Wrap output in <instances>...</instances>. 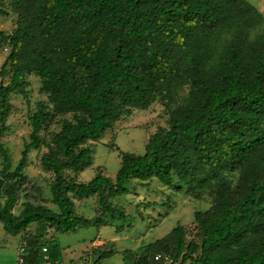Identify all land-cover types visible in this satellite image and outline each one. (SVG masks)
Listing matches in <instances>:
<instances>
[{"label": "trees", "instance_id": "16d2710c", "mask_svg": "<svg viewBox=\"0 0 264 264\" xmlns=\"http://www.w3.org/2000/svg\"><path fill=\"white\" fill-rule=\"evenodd\" d=\"M0 0V14H5ZM17 15L12 33L0 30L10 47L0 82V222L13 234L32 224L37 233L27 264L44 254L38 241L55 229L134 220L111 199L129 192L132 179L151 181L196 196L210 192L213 205L195 211L200 243L187 241L179 224L166 236L124 253L126 264H264V14L249 0H10ZM42 77L50 108L42 102L32 133L13 168L3 141L12 114L11 95ZM188 93L181 95L186 86ZM180 97V98H179ZM170 109L168 128L149 137L144 154L123 152L115 177L99 171L89 181L68 177L94 163L86 144L134 109L159 101ZM70 115V117H68ZM60 116V130L42 131ZM62 116V117H61ZM53 172V209L27 201L13 210L35 181L25 174L29 153ZM98 196L100 210L86 217L75 198ZM49 258L63 260L57 237ZM111 247L94 260L111 257Z\"/></svg>", "mask_w": 264, "mask_h": 264}, {"label": "rangeland", "instance_id": "374dc122", "mask_svg": "<svg viewBox=\"0 0 264 264\" xmlns=\"http://www.w3.org/2000/svg\"><path fill=\"white\" fill-rule=\"evenodd\" d=\"M264 14V0H249ZM6 13L0 14V30L12 33L16 28L17 15L11 8L10 0H5ZM10 51H5L0 46V71ZM10 72L2 75L0 82L10 80ZM28 85L22 92L11 95L12 114L7 119L8 130L3 135V141L12 154L13 168L21 159L24 144L30 139L32 133V116L42 102H47L52 107L49 93L43 92L42 77L31 73L26 75ZM190 86H186L181 95L188 93ZM180 98V97H179ZM180 99H176L169 106L161 102H153L147 109H134L130 116L119 120L115 126L107 130L98 140L89 141L86 146L94 156V163L82 173L76 174L67 171L68 177H75L77 181H89L97 172L115 177L120 168L123 152L144 154L149 137L160 128H168L170 122V109ZM62 117V116H61ZM70 117V115H68ZM60 116L52 118L42 131L46 135L50 130H60ZM42 149H33L29 153L28 165L25 174L35 181L21 192V199L14 208L19 214L25 202L34 201L45 204L53 209L57 206L52 202L50 184L53 181V172L44 169L40 164ZM3 159L0 156V168ZM129 192L115 196L111 199L114 206L121 207L127 214L134 217L128 222L120 219L113 220L108 225H92L82 227L76 232H57L48 230L46 237H57L63 248L66 264H92L104 249L113 248L115 254L102 259L100 264H126L124 253L127 249H137L140 246L154 242L170 233L174 227L181 224L186 230L187 241L200 243V228L195 220V211H206L214 203V196L204 192L196 196L187 188L179 191L164 185L158 178L151 181L132 179L127 183ZM77 211L86 217H95L100 210L98 196L85 199L75 198ZM37 233V225L32 224L26 231L18 234L8 232L0 222V264H17L18 249L21 241ZM47 240V239H46ZM187 264H194L188 262Z\"/></svg>", "mask_w": 264, "mask_h": 264}, {"label": "built area", "instance_id": "2783aa9c", "mask_svg": "<svg viewBox=\"0 0 264 264\" xmlns=\"http://www.w3.org/2000/svg\"><path fill=\"white\" fill-rule=\"evenodd\" d=\"M5 51H10V47L5 46L4 47ZM49 237H42V241H38V245L34 246V248L40 249L41 253L44 254V259L41 260L38 264H66L65 259L59 260V259H50L49 258V242L47 241ZM31 252V246L29 245L28 241H21V244L18 249V259H17V264H27V260L29 257V254ZM92 264H99L93 261Z\"/></svg>", "mask_w": 264, "mask_h": 264}, {"label": "crops", "instance_id": "0c3cea01", "mask_svg": "<svg viewBox=\"0 0 264 264\" xmlns=\"http://www.w3.org/2000/svg\"><path fill=\"white\" fill-rule=\"evenodd\" d=\"M54 237V236H53ZM62 246V245H61ZM62 250H63V248H62Z\"/></svg>", "mask_w": 264, "mask_h": 264}]
</instances>
